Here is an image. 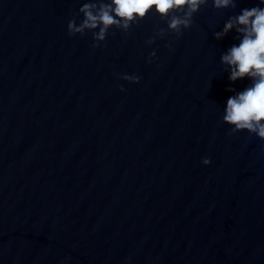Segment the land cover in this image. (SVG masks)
Wrapping results in <instances>:
<instances>
[{"label": "water", "instance_id": "1", "mask_svg": "<svg viewBox=\"0 0 264 264\" xmlns=\"http://www.w3.org/2000/svg\"><path fill=\"white\" fill-rule=\"evenodd\" d=\"M85 3L111 0H0V264H264V141L223 123L243 36L216 38L264 3L103 41L68 33Z\"/></svg>", "mask_w": 264, "mask_h": 264}, {"label": "clouds", "instance_id": "2", "mask_svg": "<svg viewBox=\"0 0 264 264\" xmlns=\"http://www.w3.org/2000/svg\"><path fill=\"white\" fill-rule=\"evenodd\" d=\"M204 3L205 0H111L110 5L102 4L98 11H94L95 4L85 3L79 9L84 15L83 21L77 26L75 20H71L68 23V33L74 36L76 33L83 34L85 29L99 27L94 39L103 41L110 26L115 25L128 30L154 9L162 19L171 14L168 29L179 37L182 35V27L187 29L191 26L192 14ZM230 3L231 0H214L216 8L228 7ZM261 3H264V0H261ZM182 11L183 17L172 14ZM233 27H236V31L243 39L238 47L233 46L221 58L222 63L230 68V81L235 82L248 77L252 80V85L229 97L223 123L231 127L230 135L246 131L249 135L254 134L264 141V9L254 7L243 10L234 20L225 24L223 32L218 33L216 38L220 39L227 35ZM158 35H163V30ZM147 43H154V39L148 40ZM91 47L95 49L99 44H93ZM152 56H155V52L149 57V62ZM122 78L132 83H139L140 80L134 75H124ZM202 163L207 166L211 161L204 159Z\"/></svg>", "mask_w": 264, "mask_h": 264}]
</instances>
